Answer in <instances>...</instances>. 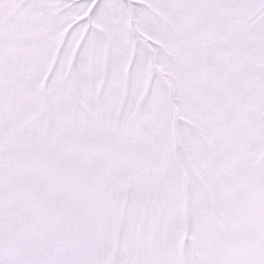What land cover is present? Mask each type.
<instances>
[{
    "label": "snow or ice",
    "instance_id": "snow-or-ice-1",
    "mask_svg": "<svg viewBox=\"0 0 264 264\" xmlns=\"http://www.w3.org/2000/svg\"><path fill=\"white\" fill-rule=\"evenodd\" d=\"M0 264H264V0H0Z\"/></svg>",
    "mask_w": 264,
    "mask_h": 264
}]
</instances>
